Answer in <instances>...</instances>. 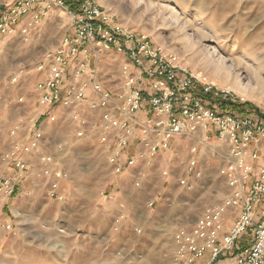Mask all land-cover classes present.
<instances>
[{"label": "rangeland", "instance_id": "rangeland-1", "mask_svg": "<svg viewBox=\"0 0 264 264\" xmlns=\"http://www.w3.org/2000/svg\"><path fill=\"white\" fill-rule=\"evenodd\" d=\"M94 3L132 34L144 35L175 54L187 72L183 78L213 84L238 98L235 106L249 103L252 108L237 107L232 113L264 117V92L253 81L258 68L264 71V0ZM71 24L69 12L56 8L40 21L30 43L19 37L0 40V157L12 143L26 141L32 120L41 112L34 64L59 44ZM95 53L92 66L101 82L112 93L121 92V67L128 58L115 51ZM20 70L25 78L13 84ZM259 79L264 89V73ZM140 87L150 94L145 81ZM18 97L24 98L23 103H17ZM204 104L222 111L218 105ZM56 118L41 124L39 151L59 157L57 147L63 145L59 159L67 176L61 187L65 201L50 198L37 156H23L28 171L14 193L8 196L0 186V264H171L173 233L193 225L206 207L220 204L228 194L220 171L230 148L214 134L178 136L169 150L115 175L90 126L79 137L69 109H57ZM14 127L19 131L11 137ZM192 161L200 176L190 175L187 184L192 187H181ZM13 175V167L0 158V180ZM248 242L247 234L240 246ZM233 256L225 254L221 260Z\"/></svg>", "mask_w": 264, "mask_h": 264}, {"label": "built area", "instance_id": "built-area-1", "mask_svg": "<svg viewBox=\"0 0 264 264\" xmlns=\"http://www.w3.org/2000/svg\"><path fill=\"white\" fill-rule=\"evenodd\" d=\"M9 1L0 4V40L19 37L24 44L30 43L40 21L56 8L69 12L72 24L59 44L34 64V91L41 112L32 120L23 139L26 141L12 143L0 157L14 169L12 177L0 180L1 190L8 196L14 193L28 171V160L23 156L35 155L41 175L48 181L50 198L65 201L61 187L67 176L59 159L63 145L57 147L59 157L39 151L41 124L55 122L59 108L71 111L79 137L91 127L115 175L169 150L178 136L198 135L200 131L214 134L230 148L227 164L220 171L228 194L220 204L206 207L193 225L173 233L171 264H199L206 254L212 263L231 254L234 264H264V117L235 115L205 105L193 94L195 89L233 103L238 98L213 84L199 85L197 79L183 78L187 72L175 54L163 51L144 35L132 34L94 0H80L76 13L69 11L65 0ZM100 49L128 58L121 67L123 88L119 93L108 90L92 66L95 50ZM23 78L25 72L20 70L12 83L19 85ZM144 81L150 94H144L140 87ZM23 101V97L17 98V103ZM96 113L97 118H89ZM18 131L19 127H14L9 134L15 137ZM132 141L140 148L128 155ZM195 168L194 161L188 164L181 187H192L187 184L190 175L200 176ZM247 234L248 245L241 247L240 241Z\"/></svg>", "mask_w": 264, "mask_h": 264}, {"label": "trees", "instance_id": "trees-1", "mask_svg": "<svg viewBox=\"0 0 264 264\" xmlns=\"http://www.w3.org/2000/svg\"><path fill=\"white\" fill-rule=\"evenodd\" d=\"M79 1L80 0H65L66 6L68 7L70 12H72V13L77 12V7H78ZM194 93H195L196 97H198L200 100H202V101L204 100L208 104H211V105H218L219 107H221L222 111L226 112V113H232L233 112L232 109H236L237 107H239V110H242L244 107H249V103H245V104H241L239 106L238 105L235 106V103L231 102L226 97L214 99L210 95H204L201 90L198 91L195 89ZM250 109H252V108H250ZM240 112L243 113L242 111H240Z\"/></svg>", "mask_w": 264, "mask_h": 264}, {"label": "crops", "instance_id": "crops-1", "mask_svg": "<svg viewBox=\"0 0 264 264\" xmlns=\"http://www.w3.org/2000/svg\"><path fill=\"white\" fill-rule=\"evenodd\" d=\"M57 13V12H56ZM54 49V48H53ZM99 116V113H96V114H90V119H94V118H97ZM144 116H142L143 118ZM131 147V148H130ZM140 148L139 145H137V142L135 141H132L131 144L129 145V151H127V154L128 155H131L134 153L135 150H138ZM129 152V153H128ZM223 257V256H221ZM221 257H219L215 262H211V257H210V254H206L204 256L203 259H201L199 261V264H215L216 262H219L221 260ZM235 262V257H230L228 259H225V260H221L220 264H234ZM218 264V263H217Z\"/></svg>", "mask_w": 264, "mask_h": 264}, {"label": "bare ground", "instance_id": "bare-ground-1", "mask_svg": "<svg viewBox=\"0 0 264 264\" xmlns=\"http://www.w3.org/2000/svg\"><path fill=\"white\" fill-rule=\"evenodd\" d=\"M61 14V13H60ZM257 68V67H256ZM252 69V68H251ZM254 69V68H253ZM256 71V70H255ZM259 74H262V73H264V71L263 70H259V68H258V71H257ZM256 72V75L255 76H253V81H254V85L257 87V88H259L260 89V91L263 93L264 92V89H262V85H261V82H260V79H259V74ZM250 75H252V73H251V71H249V76ZM262 77V76H261ZM250 79L251 78H249V81H250ZM200 136H202V134H200ZM202 139V141H205V138L203 137V138H201Z\"/></svg>", "mask_w": 264, "mask_h": 264}]
</instances>
